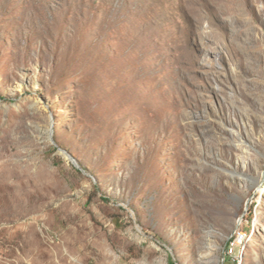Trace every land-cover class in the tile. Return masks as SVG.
<instances>
[{
  "label": "rangeland",
  "instance_id": "rangeland-1",
  "mask_svg": "<svg viewBox=\"0 0 264 264\" xmlns=\"http://www.w3.org/2000/svg\"><path fill=\"white\" fill-rule=\"evenodd\" d=\"M241 216L264 264V0H0V264H229Z\"/></svg>",
  "mask_w": 264,
  "mask_h": 264
},
{
  "label": "bare ground",
  "instance_id": "bare-ground-1",
  "mask_svg": "<svg viewBox=\"0 0 264 264\" xmlns=\"http://www.w3.org/2000/svg\"><path fill=\"white\" fill-rule=\"evenodd\" d=\"M240 221H241L240 218L236 221L235 229L233 230L231 236L227 239L225 249H224V256H225V253L227 252L228 247L231 245L233 264H244L245 248L249 240L248 235L241 228V241H235L237 239V225L240 223Z\"/></svg>",
  "mask_w": 264,
  "mask_h": 264
},
{
  "label": "built area",
  "instance_id": "built-area-1",
  "mask_svg": "<svg viewBox=\"0 0 264 264\" xmlns=\"http://www.w3.org/2000/svg\"><path fill=\"white\" fill-rule=\"evenodd\" d=\"M240 223L237 225V239L235 241H241V228L243 224ZM225 257L228 259L229 264H233L232 262V253H231V245L228 247L227 252L225 253Z\"/></svg>",
  "mask_w": 264,
  "mask_h": 264
},
{
  "label": "water",
  "instance_id": "water-1",
  "mask_svg": "<svg viewBox=\"0 0 264 264\" xmlns=\"http://www.w3.org/2000/svg\"><path fill=\"white\" fill-rule=\"evenodd\" d=\"M242 217H243V216H241L240 220H242Z\"/></svg>",
  "mask_w": 264,
  "mask_h": 264
}]
</instances>
